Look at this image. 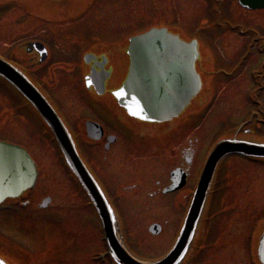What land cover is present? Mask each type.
<instances>
[{
  "label": "rangeland",
  "instance_id": "obj_1",
  "mask_svg": "<svg viewBox=\"0 0 264 264\" xmlns=\"http://www.w3.org/2000/svg\"><path fill=\"white\" fill-rule=\"evenodd\" d=\"M59 1L58 7L59 10H56L52 5H50L51 0H23V8H21L22 14L19 12L16 18H10L7 15H4V12L0 13V26L3 24L4 28H0V54H3L7 57L12 58V49L14 48L15 44L18 43L22 38L25 39H31V38H38L44 42H46L53 50L56 51L54 55V59L52 60V63L48 68L43 71V77L46 78L48 85L53 84V87H55L53 91V87L46 86L48 90H51L52 93L55 96V100L59 103V105L62 107L64 114L67 115L73 124L74 128L78 132V138L80 139L83 137L82 130L79 128L76 124L79 120H84L88 118H95L98 121H100L105 128L112 134L118 135L120 137V141L122 144L124 142L131 144L130 142H133L135 140V137L128 133V129L134 126V124L129 121L128 119H123L122 121H118L117 118L119 116H122L118 109H116L113 104L111 103V100L108 97H103L101 100L97 101V104L99 106H95L89 102L87 97L82 93L78 92L76 96L71 92V85L67 82V78L63 77L64 71L57 70L58 67L63 68L64 63H70L73 59V52H68V49H62V45L71 44L72 42H68L67 39H63V32L64 29H79L77 34L84 35L89 39V33L98 36V41L101 43V46L105 48L106 45H110L112 47H118V38L120 35H105L107 27L108 29H111V27H121L125 29L128 27V32L132 31L134 29H142L141 27L145 26L147 24L148 18L144 16V9H145V3L139 6V3H136V8L141 12L144 17L141 19H137L135 14L136 11L130 10V7L127 5V1L122 0H110V4L113 8L119 7V10L116 11V14L111 19H106L104 16L105 14L102 13V6L105 5L108 0H57ZM65 1V2H62ZM143 1V0H142ZM154 3L156 0H149ZM158 1V0H157ZM171 2H174V17L175 21L173 20L172 23H175V26L177 29H179L180 33L185 36H189L192 33L195 35L196 38L199 39L200 45H201V53L203 55V59L200 62V65L202 66L201 74L204 77L205 81L214 80L217 83H219L221 86H218V89H222V95L219 97V102L215 106L218 109H221V111H211L204 119L203 115L200 114L198 116V119L195 121L196 124H199L201 129L198 131L195 130V134L200 133L201 136L204 134V138L207 140L206 144L209 143L212 139L216 138L219 139L223 136H225L226 133V127L227 125H232L235 122H240L242 117L246 115V113L251 110L254 111L256 109V106L250 102V95H247V93H244V90H248L250 92L253 88V86L245 85V87H241L242 82H248V81H257L261 83L263 80L260 77L264 73L263 63H264V56L262 55H255L253 52H251V48L257 53H259L258 50H264V10L262 11H243L240 8H234L233 5H236L235 0H222L219 7L222 8V14H218V12H210L207 10V6L205 4L204 0H171ZM85 4V8L87 9V14L89 15L86 18H83L80 22L78 20L79 25H75L70 27V24L67 23L62 24L58 29L57 32L54 34H50L48 31L52 32L53 26H49V22L46 21H38V25L34 24V22L31 20L33 17V12L35 18H41V17H51V16H61V14L58 13L60 11L61 13L64 11H68L70 17L73 16L76 10L81 11L82 5ZM8 5V4H7ZM10 8V11L13 12V14H16V7L14 8L12 5L8 6ZM12 7V8H11ZM80 7V8H79ZM142 7V8H141ZM162 7H164L162 5ZM5 8V7H4ZM102 14V15H101ZM104 15V16H103ZM164 20L167 22H170L172 19L166 18L165 16H161ZM169 17V15H168ZM212 18H221L223 19L222 22L224 24L222 25V29L224 31V37L218 36L217 38H212V42H214L216 48L218 49L219 53L223 57L225 61H229L238 51L239 56L235 59L236 61L230 60L227 63H220L218 62L219 53L215 54L214 61L208 58L209 54V47L208 42L209 38H211V35H214V26L210 25V21ZM4 20H8L6 25L3 23ZM11 20V21H10ZM20 20L22 31L21 29H18L16 26L17 24L15 21ZM75 19H68L69 23L73 22ZM155 21H158V19H154ZM126 21V22H125ZM145 23V24H144ZM231 24H235L239 28L242 27L248 34L252 35L253 38L256 37V43L251 44L253 41V38H247L244 39L242 43L237 47L233 46V44H239V41L235 40L236 38L232 36L229 32L232 28ZM34 25V26H33ZM243 25V26H242ZM44 26L45 28H43ZM47 29V30H46ZM62 29V30H61ZM77 32V31H76ZM75 31L72 32V34L76 33ZM70 33V32H68ZM68 33H64L69 35ZM124 33V32H123ZM66 35V36H67ZM77 35V36H80ZM229 35V36H228ZM79 39V38H77ZM76 40L74 41L75 44ZM232 44V46H231ZM76 45V44H75ZM97 46V45H96ZM76 46H74L75 48ZM237 47V48H236ZM103 51H105V49ZM214 48V51L216 50ZM258 49V50H257ZM74 50V49H72ZM59 51H63L59 53ZM67 51V52H66ZM245 51H248V55H243ZM16 56V55H15ZM61 56V57H60ZM240 56H244L241 58ZM119 59V56L115 53L114 54V62H117ZM214 66V67H213ZM239 66H242L241 68L244 69L243 73L239 76L240 79L237 80L238 73L236 72L237 68ZM71 67V66H70ZM66 69H69L68 66H66ZM254 72L257 74H261L259 76H256ZM243 76V77H242ZM73 79V83H75L74 75L71 76ZM233 78V80L230 82ZM72 79L70 81H72ZM51 80V81H50ZM223 86L225 88H223ZM58 88V90H57ZM66 93L64 96V99H60L59 94L57 92ZM82 91V90H79ZM90 98H92L89 95ZM261 100L264 105V89L261 92ZM61 101V104L59 102ZM76 103V104H75ZM83 105H85L83 107ZM13 105L12 102L9 100L8 97H6L3 93H0V135L8 136L12 140H16L18 142L24 143V139L20 137L19 132L20 129L22 132H31L33 135L36 134V125L34 123V120L30 116H26V120H24V114L19 115L17 113H13L12 111ZM20 116V117H19ZM238 120V121H236ZM5 122V125L3 124ZM188 124H186L185 129L182 127H174L173 130V137L168 139H162L161 137H158V142L156 143L157 149L159 150L160 145L161 147H175L177 146V142L179 141L180 137L187 133L189 130ZM6 128V129H5ZM5 129V130H3ZM8 129V130H7ZM17 129V130H16ZM2 130V131H1ZM201 131V132H200ZM4 132H14L13 134H7L5 135ZM24 133H22L23 135ZM190 136L195 138L194 136ZM124 141V142H123ZM145 140H143L144 142ZM38 137H35L33 140V143L37 145L38 147H43V149L46 151L45 145L40 143ZM142 144V143H139ZM203 145V144H202ZM201 145V146H202ZM32 150H36L33 146ZM50 152H47L49 154V157L45 156L44 159H48L46 162L41 159V156L37 154L40 159V169L44 174L39 179V185L38 188L34 191L33 196H30L31 203H33V208H36V204L40 202V199H42L44 196H37L41 193V189H43L45 192L48 193H54L55 189V199L58 203L64 205L68 204V201H65V195L64 192L65 185L64 180L66 181L65 177L62 175L56 174L55 177V169L57 166L54 163V155L52 152V149H50ZM96 151V152H95ZM98 149L92 150L90 153L92 159L93 165L98 160V158H102L101 152L97 154ZM95 152V153H93ZM123 157L125 155H128L126 152L123 154L119 153ZM53 159H52V157ZM130 156V155H129ZM200 158L202 157L199 153L198 155ZM163 158L162 160H170L169 155H161ZM43 158V157H42ZM51 160L54 163H48V161ZM131 160V159H130ZM235 163L232 167H239L240 174L244 173L242 177L239 175V172L235 175L236 181H233L236 185L235 189V195L233 197H230V199L233 203V207L235 205H242L246 202L244 200H247L249 202L254 203V208H247L244 209L241 207L240 210H222L219 214L213 217V221H211L208 224V227L205 226V233L202 237V244L203 249L202 251L204 254L202 255L201 259H213L216 258L214 255H206L207 252L210 251H217L216 254L219 253L221 256H226L228 250L226 253L224 251L222 252L220 249L224 247L226 250V246L228 243H231L232 240L229 238L227 239L226 236H222L221 233H225L226 228L230 225L228 224L225 227H219V224L223 223L224 220L231 221L234 224L229 227V231H232V229H235V226L238 225V227H247L250 224H253L255 219H258L261 214V208L264 206V163L252 164L250 162L245 161L244 159H235V161H228V166L230 164ZM258 163V162H257ZM164 167L167 166L166 163H162ZM200 164V160L198 162V165ZM227 163H224L222 165V175L225 170L223 167L226 166ZM46 166L49 167V170L46 169ZM170 169H168L167 173ZM49 171V174H47ZM259 171H262L263 176L259 177L258 180L255 183V186L253 190L249 187L247 192L244 191V189L241 187L245 181H250ZM60 172V171H59ZM137 170L132 169L131 175L128 180L121 179L124 177L123 173L117 174V180L112 185L111 190V196H115L117 200V204L120 205L121 209L125 211V215L122 213V217L125 221L124 231L126 238L129 240V243L133 246V250L135 251V254L142 258H149L153 259L155 257H159L168 246L171 237L173 236V232L171 228H167L166 235L158 237H153L151 235H148L147 233V227L152 222H156L157 220H160V214L161 210L163 209L162 206V200L154 201L155 197H149L148 195H141L140 197H137L135 194L137 192H130V193H124L123 189L121 187L122 184L130 185L133 183H136L138 186H142V181L139 174H136ZM64 177V178H63ZM158 175H152L147 183L144 184V188L146 189L147 185H149L150 182L158 180ZM60 178L63 180V182L58 179ZM156 179V180H154ZM225 184L231 183L230 185L226 186L224 188L223 185H220L218 188L221 192H224L222 194L217 195V193L212 194V199L215 198L213 203V207L211 211H215L219 204L216 202H219L222 198H227V195L225 193L229 192L231 188L233 187V182L231 178H225ZM50 180V181H49ZM224 181V180H223ZM45 183H49V186H44ZM152 183V184H153ZM124 185V186H125ZM44 186V187H42ZM41 188V189H40ZM69 189L70 186H69ZM42 190V191H43ZM145 191V190H144ZM234 191V190H231ZM230 191V192H231ZM237 191V192H236ZM73 192V191H72ZM65 194V195H64ZM238 195V199L236 201L234 200V197ZM39 197V198H36ZM72 199V198H71ZM75 199V197L72 199V201ZM152 201V204L150 205L149 202ZM137 204L135 205V203ZM142 202V203H141ZM140 203V204H138ZM154 203V204H153ZM221 205H227V202L225 204ZM253 205V204H252ZM78 206V212L74 214L70 211H61L59 213H49L46 212L44 215L49 218V229L45 232H38L36 231H27L24 233L25 228L19 227L20 229H16V240L21 242L23 245L26 243L30 247H35L36 244L43 245L44 247H51L50 248V255H48L45 259L47 260V264H93L90 261V257L93 253L100 251V245L98 238L96 235H93V237H87L85 239V233H90L92 228V222L90 219V216L87 214L85 210H80V204ZM141 209L145 210V214L140 211ZM164 210V209H163ZM175 213L179 214L180 210L176 211V208L174 206ZM140 213L137 214L136 217L132 216V212ZM151 212L159 219H154V215L151 214ZM175 213L170 210V222L172 223V226H174L175 221L177 220V216H175ZM43 215V217H44ZM69 215H71V218H69ZM125 217H124V216ZM131 215V216H130ZM0 216H3L2 222L3 227L0 228L6 232L8 230H11L13 228V225L15 226H22L23 224H18L15 220H12L11 222L10 216L8 214H1ZM42 216V215H40ZM67 216V217H65ZM258 216L257 218H254ZM19 218V216L17 215ZM45 219L47 220V218ZM150 217L152 218L151 220ZM264 217V216H263ZM126 218L131 221H127ZM34 219V218H33ZM37 219V218H36ZM35 219V221H36ZM136 220L138 223H136ZM161 221V220H160ZM163 223V222H161ZM1 224V223H0ZM18 224V225H17ZM34 221L27 223L26 225H34ZM168 225V224H167ZM8 226V227H5ZM234 227V228H233ZM213 228V231L210 229ZM29 229V228H28ZM30 230V229H29ZM216 232V234H215ZM35 234V236L33 235ZM24 235L23 237L19 235ZM27 234H30L31 236H28ZM93 234V231H92ZM221 236V239L218 243H209V240L213 237L216 239H219V236ZM11 232H9V236H11ZM252 231L249 229H246L244 231H241L239 233V238L242 242L246 243L245 246V256L252 255V248L250 245L251 239H252ZM233 237V236H231ZM209 243V244H208ZM207 244V245H206ZM40 259H44V256L39 255ZM53 260V261H52ZM43 261V260H42ZM246 264H253V260L245 262ZM215 264H228L226 263H220L219 260L215 261Z\"/></svg>",
  "mask_w": 264,
  "mask_h": 264
},
{
  "label": "water",
  "instance_id": "obj_2",
  "mask_svg": "<svg viewBox=\"0 0 264 264\" xmlns=\"http://www.w3.org/2000/svg\"><path fill=\"white\" fill-rule=\"evenodd\" d=\"M239 1L251 9L264 7V0ZM196 46L195 41L185 43L163 29L150 30L130 40L128 48L130 70L121 89L114 95L131 117L151 122L169 121L183 110L201 87L198 76L192 70L193 62L197 59ZM171 70H177L178 75L170 74ZM166 71L168 73H165ZM0 77L11 83L53 130L68 166L86 190L101 218L105 238L114 260L118 264H148L132 259L120 245L115 235L114 220L105 198L86 171L57 115L40 93L20 72L1 59ZM149 77L153 79L148 80ZM8 151L22 156L16 149L9 148ZM234 153L264 158V145L227 140L216 144L203 168L178 240L163 259L150 264L180 262L200 217L216 165L223 157ZM24 162V169L21 171L18 167L13 168V174L8 179L2 176L0 166V182L10 188H0V199L4 196L16 197L33 183L34 167L29 159L24 158ZM258 256L261 264H264V235L258 247Z\"/></svg>",
  "mask_w": 264,
  "mask_h": 264
},
{
  "label": "flooded vegetation",
  "instance_id": "obj_3",
  "mask_svg": "<svg viewBox=\"0 0 264 264\" xmlns=\"http://www.w3.org/2000/svg\"><path fill=\"white\" fill-rule=\"evenodd\" d=\"M28 54H33V58L35 59L38 57L39 53L37 54L33 51V49L30 47L27 49ZM264 56V54H263ZM39 59V58H38ZM236 59V58H234ZM98 60L94 61L93 64L91 65L90 72L92 69L97 72H101L102 75L103 73H107V77L104 82L105 88L107 86H110L111 88L115 89L119 87L118 80L120 79L121 76H124V74L127 71V67L125 65L124 68V63H119L114 66H107L105 64L104 66L99 67L98 66ZM264 64V63H263ZM36 64H34V68ZM196 71L198 72V66H195ZM69 73L71 71H68ZM123 74V75H122ZM127 74V73H126ZM38 83L41 86H45L44 83L47 82L46 78L43 77V75L37 74L36 76ZM67 78H70V75H68ZM46 82H45V81ZM95 82L97 80L95 79ZM117 82V83H116ZM48 85V83H46ZM243 85H247V82L243 83ZM112 89V90H113ZM71 91L75 93V90L73 87H71ZM91 92V89L89 90ZM92 93V92H91ZM63 94V92H62ZM95 94V93H94ZM104 95V94H103ZM111 95V90H110V95ZM91 99V98H89ZM94 103V102H93ZM116 104V103H115ZM95 106H99L98 104L94 103ZM117 105V104H116ZM194 107V105H193ZM122 110V109H120ZM120 110L118 109V112L120 113ZM250 111V110H249ZM248 111V112H249ZM122 112H124L122 110ZM247 112V113H248ZM125 113V112H124ZM246 113V115H247ZM71 127L74 128L73 124L70 122L71 120L68 118H65ZM93 121L95 124H98L102 128L101 136L98 137L97 141H88L86 140V143L88 145H84L86 147L87 152L86 157L89 160L88 154L92 152L94 149H98L99 152H101L102 158H98V160L95 162L94 166L90 163V160L86 162L87 166H91L93 170H95V173L91 170L92 173L96 174L97 180L100 183L102 189H106L109 193H111L112 190V185L113 183L117 180V174L123 173L124 177L121 179L123 180H128L132 169H136L137 172L136 174L140 175L141 181H142V186H138L136 183L130 184V185H125L122 184L121 187L123 189L124 193H130V192H137L135 195L137 197H140L141 195H148L149 197H155L156 199L154 201L162 200V206L163 209L161 210L160 214V220H157L156 222L153 223H158L161 226V234L162 232L166 233V229L169 228H175V223H177L178 218H180V215L183 212L184 205L186 202V197L189 196L196 178L199 173V159L200 157L198 156L199 153L202 154L204 150V143L202 146L199 145V140L194 136L195 138L191 137L190 134L187 135L184 140L181 139L177 142V146L169 147V150L164 153L165 151L161 153H155V148L154 145H151V148L154 150L153 153L149 152V148H145L143 145H138L135 141L122 144L120 141V137L118 135L114 134H109L108 130L105 128V126L98 121L97 119L89 118L88 120H84L81 124L83 126V129L85 131V126L84 122L86 121ZM118 121H122L123 118L122 116H119L117 118ZM132 121V120H131ZM238 121V120H236ZM134 123H138L140 126H143V123H140L138 121L133 120ZM256 122H262L259 119L256 120ZM79 123V120L77 121V125ZM241 123V122H240ZM239 122H235L232 126H229V128L235 127ZM138 125V126H139ZM146 126L151 127V126H158V125H151L146 124ZM248 131L247 129H245ZM158 131V132H157ZM244 131V130H243ZM166 132V131H164ZM163 132H160V130H142L141 128L133 130V136L137 139H142V138H153V137H162ZM110 137H113L114 139L110 141ZM163 150V147L160 148ZM97 151V154L99 153ZM89 152V153H88ZM96 152V151H95ZM93 152V153H95ZM123 152L127 153L128 155H125L124 157L120 155L119 153ZM169 155L170 160H162L163 158L161 155ZM130 155V156H129ZM91 157V155L89 154ZM92 158V157H91ZM131 159V160H130ZM168 167H164L162 163H166ZM169 172L167 173V171ZM175 171H179L181 175H184L185 178V184L184 186L179 189L178 191L164 194L163 190L165 188L170 187L171 183V176L172 173ZM152 175H158L159 177L157 178L158 180L150 182L149 185H147L146 189L144 188V184L147 183ZM153 183V184H152ZM125 185V186H124ZM145 190V191H144ZM150 205L152 204V201L149 202ZM29 202H27L26 205H28ZM154 204V203H153ZM37 205V204H36ZM174 206L176 208V211L180 210L179 214L175 213ZM50 205L48 206V208ZM170 210L175 213V216H177V220L174 223V226H172V223L170 222ZM123 211V210H122ZM153 214V213H152ZM154 215V214H153ZM154 217H156L154 215ZM11 218H13V215H11ZM157 218V217H156ZM159 219V218H158ZM163 222V223H161ZM168 224V225H167ZM160 234V235H161Z\"/></svg>",
  "mask_w": 264,
  "mask_h": 264
},
{
  "label": "snow or ice",
  "instance_id": "obj_4",
  "mask_svg": "<svg viewBox=\"0 0 264 264\" xmlns=\"http://www.w3.org/2000/svg\"><path fill=\"white\" fill-rule=\"evenodd\" d=\"M0 264H3V262H0Z\"/></svg>",
  "mask_w": 264,
  "mask_h": 264
}]
</instances>
